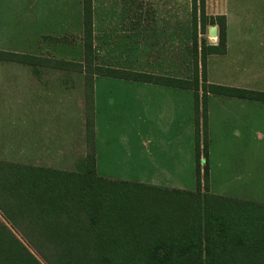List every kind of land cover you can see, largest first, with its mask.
I'll use <instances>...</instances> for the list:
<instances>
[{
    "label": "rangeland",
    "instance_id": "1",
    "mask_svg": "<svg viewBox=\"0 0 264 264\" xmlns=\"http://www.w3.org/2000/svg\"><path fill=\"white\" fill-rule=\"evenodd\" d=\"M35 1L34 9L28 14L29 50L44 56L83 61L82 0H55L58 10L46 14L43 8L38 10V5L51 7L50 1ZM201 3L202 0H93V44L97 63L165 76L189 86H177L184 89L178 92L157 89L150 92V96L143 92L136 96V91L134 94L133 90L125 92L122 87H115L117 100L110 95L106 101L103 88L115 83L98 77L100 87L95 115L102 168L99 172L114 179L157 182L162 186L196 191L195 105L199 100L202 107L204 100L208 108L210 145L208 161L202 153L201 166L208 163L210 175L208 187L202 181L203 190L264 201V111L256 101L251 110L246 111L239 106L220 107L213 97L220 92L210 89L202 47L218 43V35H210L209 27L216 25L219 33V25L212 23L213 15L206 8V0L204 12ZM16 22L19 26V16ZM57 36L63 40L58 44L53 38ZM83 88L84 73L77 71L75 100L72 95L54 90L45 97L35 96V102L46 116L49 112L50 116L61 112L62 116L75 120L78 128L84 119ZM30 106V110L36 109ZM22 110L17 103L10 117L12 114L22 116ZM199 114L203 129L202 111ZM171 116L176 119L173 126H170ZM2 129L5 131L4 126ZM10 134H7L10 142H17L19 135ZM83 150L84 155L80 156ZM78 153L77 168L86 148L79 149Z\"/></svg>",
    "mask_w": 264,
    "mask_h": 264
},
{
    "label": "trees",
    "instance_id": "2",
    "mask_svg": "<svg viewBox=\"0 0 264 264\" xmlns=\"http://www.w3.org/2000/svg\"><path fill=\"white\" fill-rule=\"evenodd\" d=\"M200 8L204 12V0ZM211 18L219 25L218 43L202 47L204 62L227 48L226 17ZM83 48V62L0 51V59L84 72L86 118V154L76 171L0 159V264H264V202L202 188L210 175L208 163L201 166L210 145L206 101L195 105L196 191L97 173L96 76L189 86L97 63L93 0H83ZM210 89L264 101L260 91Z\"/></svg>",
    "mask_w": 264,
    "mask_h": 264
},
{
    "label": "crops",
    "instance_id": "3",
    "mask_svg": "<svg viewBox=\"0 0 264 264\" xmlns=\"http://www.w3.org/2000/svg\"><path fill=\"white\" fill-rule=\"evenodd\" d=\"M48 1H50L51 7L38 5V10L43 8L45 14L47 11L54 13V9L55 11L58 10L55 6V0ZM35 5V0H0V51L63 59L70 62H83L84 58L83 61H76L69 57L44 56L29 50L28 14ZM206 8L209 14L213 16L224 15L226 17L227 38V48L224 53L208 54L206 58L208 83L264 92V0H206ZM66 9L70 19V6ZM18 16L20 25L16 26V17ZM53 38L56 44L63 41L62 37L59 36ZM76 72L77 70L44 64L34 65L28 61H23L22 58L21 61L0 59V159L65 171L77 170V158L80 154L78 150L86 148L85 100L81 103L84 119L82 120V114L80 119L83 124H79L78 128L75 120L62 116L61 112L53 113L52 116L49 112L46 116L44 110L35 102V96L45 97L46 94H52L54 90L61 91L64 95H72L75 100L77 91ZM98 77L100 76H96L94 83L96 110L98 105ZM102 77H106L103 79L104 81L115 83L111 87L107 85L103 88L105 90L102 94L106 95V101L110 95L114 97L117 95L115 87H122L125 92L133 90L134 94L136 91V96L141 95L142 92L150 96V92L157 89H168L175 92L184 90L171 85H154L146 84L143 81L123 80L125 78ZM124 82H127L128 85H124L126 84ZM185 90L187 91V89ZM82 93L85 94V73ZM213 97L216 98L220 107L239 106L246 111L251 110L253 102L256 101L258 107L264 111V101L233 96L223 92L215 93ZM116 100L117 97H115ZM123 100L124 97L121 101ZM17 103L23 107L22 116L14 117L12 114L10 117V112ZM30 105L36 109L30 110L32 108ZM170 119L173 120L170 126H173L176 119L174 116H171ZM2 126H4L5 131H3ZM97 126V116L95 115L96 171L100 174L99 170L102 168L99 160ZM10 133L19 135L17 142H10L8 139V135L11 136ZM78 143H80V147H78ZM82 155H84V150L80 156ZM174 157L176 156L174 155ZM154 183L158 185L157 182ZM169 187L180 188L177 186Z\"/></svg>",
    "mask_w": 264,
    "mask_h": 264
},
{
    "label": "water",
    "instance_id": "4",
    "mask_svg": "<svg viewBox=\"0 0 264 264\" xmlns=\"http://www.w3.org/2000/svg\"><path fill=\"white\" fill-rule=\"evenodd\" d=\"M209 33H210V35H212V36H216V35H218V28H217V26H216V25H211V26L209 27Z\"/></svg>",
    "mask_w": 264,
    "mask_h": 264
}]
</instances>
